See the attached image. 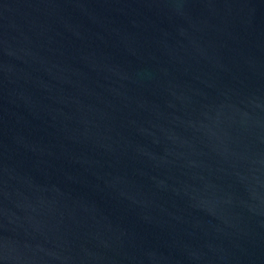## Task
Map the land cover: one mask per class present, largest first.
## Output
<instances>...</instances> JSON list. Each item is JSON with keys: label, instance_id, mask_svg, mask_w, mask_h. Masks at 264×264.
Listing matches in <instances>:
<instances>
[{"label": "water", "instance_id": "95a60500", "mask_svg": "<svg viewBox=\"0 0 264 264\" xmlns=\"http://www.w3.org/2000/svg\"><path fill=\"white\" fill-rule=\"evenodd\" d=\"M0 264H264V0H0Z\"/></svg>", "mask_w": 264, "mask_h": 264}]
</instances>
